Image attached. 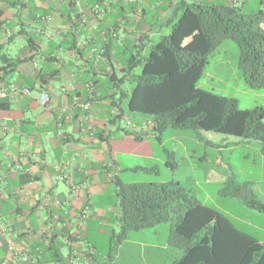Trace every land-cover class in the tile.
Returning a JSON list of instances; mask_svg holds the SVG:
<instances>
[{"label":"crops","instance_id":"obj_1","mask_svg":"<svg viewBox=\"0 0 264 264\" xmlns=\"http://www.w3.org/2000/svg\"><path fill=\"white\" fill-rule=\"evenodd\" d=\"M76 1L0 0V80L33 91L0 102V221L8 228L0 231V264H131L133 253L136 264H172L184 250L168 222L164 242L160 223L152 243L129 235L115 243V185L138 183L121 178L139 168L127 158L153 157L141 152L149 140L126 133L149 119L126 117L124 54L144 48L182 0ZM2 55L27 61L7 72ZM41 93L51 97L45 106Z\"/></svg>","mask_w":264,"mask_h":264},{"label":"trees","instance_id":"obj_2","mask_svg":"<svg viewBox=\"0 0 264 264\" xmlns=\"http://www.w3.org/2000/svg\"><path fill=\"white\" fill-rule=\"evenodd\" d=\"M251 1H180L181 7L196 16L207 49L180 48L174 36H163L146 57L140 75L132 71L142 60L131 55L128 73L135 85L128 110L149 117V123L146 129L127 131L128 135L138 141L149 134L161 139L169 127L215 132L259 141L264 154V106L241 109L236 99L197 86L209 56L224 41L231 40L239 48L238 65L247 87L264 88V0H257L258 10L247 11ZM174 13L173 9L171 16ZM25 61L1 56L7 72ZM168 165L175 167L170 162ZM115 186L120 224L115 243L125 241L132 231L170 222L173 236L183 241L180 248L184 250L172 264H264V244L257 237L239 229L218 209L189 196L179 182L117 181ZM226 194L264 211V204L254 198L248 182L228 187Z\"/></svg>","mask_w":264,"mask_h":264},{"label":"rangeland","instance_id":"obj_3","mask_svg":"<svg viewBox=\"0 0 264 264\" xmlns=\"http://www.w3.org/2000/svg\"><path fill=\"white\" fill-rule=\"evenodd\" d=\"M186 1L192 3L198 0ZM259 7V2L253 0L246 10H258ZM174 12L173 19L164 22L144 48H131L130 52L124 54V59L129 60L131 55L135 54L142 60L132 71L133 75L142 73L146 57L163 36H174L178 47L189 50H202L207 45L196 16L189 13L187 7H181L180 2L174 7ZM180 25V29L176 31ZM262 27L264 28V24ZM239 55L235 42L224 41L209 56L204 75L197 86L236 99L241 109L264 106V88L254 90L247 87L238 65ZM134 85L135 82L131 81L126 87L132 90ZM124 110L126 117L131 120L149 119L126 108ZM160 138L151 134L144 138L149 140L150 144L141 152L152 155V158H127L129 167L139 165V168L121 173L125 182H179L188 191L189 196L204 205L218 209L239 229L264 239V211L249 207L241 198L226 194L228 187L248 182L254 198L264 204V155L261 153L262 146L259 141H244L231 135L173 127L167 128ZM125 149L132 151V146L128 145ZM169 162L175 164V167L169 166ZM223 178L227 180L223 181ZM170 224L168 222V226ZM159 226L161 242H164L165 236L167 237V229L164 226H167V223L162 222ZM153 228L132 231L129 236L131 240H146L152 243ZM132 255L131 264L138 263L136 254Z\"/></svg>","mask_w":264,"mask_h":264},{"label":"built area","instance_id":"obj_4","mask_svg":"<svg viewBox=\"0 0 264 264\" xmlns=\"http://www.w3.org/2000/svg\"><path fill=\"white\" fill-rule=\"evenodd\" d=\"M128 1L137 2V1H143V0H128ZM232 1L236 4H239L241 2V0H232ZM158 4L160 5L162 3L158 2ZM76 6L81 8V3L79 0L76 1ZM99 8H100L99 6H96V12L99 11ZM4 31L6 32L4 39L9 40L13 36L12 31H10L6 28ZM1 43H2V40L0 38V45H1ZM21 97L33 98V91L27 87L17 86L14 83H9V84L0 83V102H3V101L18 102ZM50 101H51V97L48 93H41L39 95V104L45 106ZM82 107L85 111H89L90 110V103H85L82 105ZM17 169H20V167H17ZM0 231L2 233H6L8 231V228L6 227L4 222H2V221H0ZM13 253L15 255L21 254V250H19L18 248H13ZM23 259L25 261H30V258L27 255L23 256Z\"/></svg>","mask_w":264,"mask_h":264}]
</instances>
